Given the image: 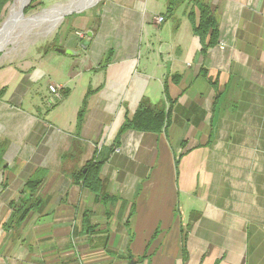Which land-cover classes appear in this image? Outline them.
Here are the masks:
<instances>
[{
  "label": "crops",
  "instance_id": "crops-1",
  "mask_svg": "<svg viewBox=\"0 0 264 264\" xmlns=\"http://www.w3.org/2000/svg\"><path fill=\"white\" fill-rule=\"evenodd\" d=\"M202 1L205 52L195 0H103L0 67V264H264V0ZM144 99L166 129L120 135ZM97 157L99 193L79 177Z\"/></svg>",
  "mask_w": 264,
  "mask_h": 264
},
{
  "label": "trees",
  "instance_id": "trees-1",
  "mask_svg": "<svg viewBox=\"0 0 264 264\" xmlns=\"http://www.w3.org/2000/svg\"><path fill=\"white\" fill-rule=\"evenodd\" d=\"M13 0H0V21L6 13L7 6ZM199 10V22L194 24V33L199 37L202 51L205 52L210 47L214 46L218 41L219 25L215 13L211 7L202 0H195ZM39 0H32L30 5L25 9V13L41 5ZM90 94V93H89ZM88 94V96H89ZM79 112L78 127L81 126L87 107V98ZM170 109L154 107L144 99L140 102L135 114L131 118H127L121 128L120 135L127 129H136L139 131L159 133L166 129L169 121ZM104 160L97 157L95 160L89 161L85 168L86 172L81 171L79 177L83 179L84 184L99 193L103 190V182L100 178V167ZM43 179L37 176L27 182L26 190L21 194L20 198L11 202L13 216L11 221L23 220L27 213L35 206L38 201L34 195L40 187ZM11 224V223H10Z\"/></svg>",
  "mask_w": 264,
  "mask_h": 264
},
{
  "label": "rangeland",
  "instance_id": "rangeland-1",
  "mask_svg": "<svg viewBox=\"0 0 264 264\" xmlns=\"http://www.w3.org/2000/svg\"><path fill=\"white\" fill-rule=\"evenodd\" d=\"M25 1L26 0H13L12 3L7 6L6 13L1 18L0 27H2L3 23L10 16L13 6L16 5L15 12L21 17L23 16L21 22L23 25L28 26V28L11 38L6 44L0 43V67H25L26 63L29 61L36 60L55 36L61 37L62 25L67 21L68 16L71 17V15L76 14L77 11L82 13L87 10L96 9L103 0H39L42 4L37 5L27 13H25V9L30 4L24 9ZM83 1L85 2L83 3ZM75 4H80V6L74 7ZM59 7H67L69 9L63 17L61 16L62 18L59 16V19L57 18L53 21L52 19H40L29 24L32 21L31 18L35 14L47 13ZM22 9H24L25 15L21 13ZM70 17H68V19H70ZM170 23L174 24L175 20L170 19ZM43 64H45L46 67H51L50 62H46V60H43Z\"/></svg>",
  "mask_w": 264,
  "mask_h": 264
},
{
  "label": "bare ground",
  "instance_id": "bare-ground-1",
  "mask_svg": "<svg viewBox=\"0 0 264 264\" xmlns=\"http://www.w3.org/2000/svg\"><path fill=\"white\" fill-rule=\"evenodd\" d=\"M84 2L85 1H83V3ZM15 6L16 5L13 6L11 14L8 17V19L3 23L2 27H0V43L6 44L11 38L17 36L19 33L25 31L28 28V26L22 24L21 20L23 16L21 17L15 12ZM78 6H80V4H75L74 7H78ZM68 11L69 9L67 7H59L50 10L47 13H37L31 18L32 21L29 24L34 23L35 21L40 19H52L53 21L54 19H57L59 16L63 17L64 14Z\"/></svg>",
  "mask_w": 264,
  "mask_h": 264
},
{
  "label": "built area",
  "instance_id": "built-area-1",
  "mask_svg": "<svg viewBox=\"0 0 264 264\" xmlns=\"http://www.w3.org/2000/svg\"><path fill=\"white\" fill-rule=\"evenodd\" d=\"M155 19L158 23H162L165 20V18L163 16H158ZM50 91L53 95L56 96V98H58V99L61 98L59 88L56 85H54V84L50 85Z\"/></svg>",
  "mask_w": 264,
  "mask_h": 264
},
{
  "label": "water",
  "instance_id": "water-1",
  "mask_svg": "<svg viewBox=\"0 0 264 264\" xmlns=\"http://www.w3.org/2000/svg\"><path fill=\"white\" fill-rule=\"evenodd\" d=\"M30 1L31 0H26L25 1L24 9H25L26 6H28L30 4ZM24 9L21 11V13L25 15ZM57 50L60 51V52H63L64 51L63 49H60V48H57ZM66 52L69 53V54H73V51L72 50H67Z\"/></svg>",
  "mask_w": 264,
  "mask_h": 264
}]
</instances>
